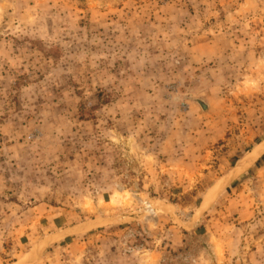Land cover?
Masks as SVG:
<instances>
[{"label": "rangeland", "instance_id": "1", "mask_svg": "<svg viewBox=\"0 0 264 264\" xmlns=\"http://www.w3.org/2000/svg\"><path fill=\"white\" fill-rule=\"evenodd\" d=\"M29 260L264 264V0H0V264Z\"/></svg>", "mask_w": 264, "mask_h": 264}, {"label": "water", "instance_id": "2", "mask_svg": "<svg viewBox=\"0 0 264 264\" xmlns=\"http://www.w3.org/2000/svg\"><path fill=\"white\" fill-rule=\"evenodd\" d=\"M67 233L69 234V233H71V231H67ZM24 263H25V264H31V263H32V260L25 261Z\"/></svg>", "mask_w": 264, "mask_h": 264}]
</instances>
